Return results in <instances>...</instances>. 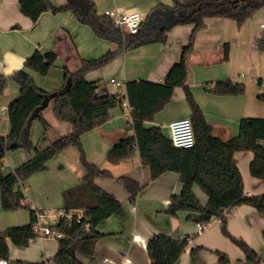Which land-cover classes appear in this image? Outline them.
<instances>
[{"label": "crops", "instance_id": "obj_1", "mask_svg": "<svg viewBox=\"0 0 264 264\" xmlns=\"http://www.w3.org/2000/svg\"><path fill=\"white\" fill-rule=\"evenodd\" d=\"M20 1L0 0V74L10 76L26 70V61L33 57L41 58L42 67L39 72L26 70L34 78L35 89L21 96L20 87L11 82L0 99V136L4 137L11 132L9 107L14 101L21 99L31 109L41 107L43 95L62 88L81 59H99L118 49L116 44L97 37L89 26L81 24L69 11L45 12L34 23L22 13ZM93 1L99 15L107 9L121 8L145 18L159 4H174V0ZM51 2L62 6L67 0ZM205 22L188 57L189 87L205 118L213 126L214 135L230 140L239 135L243 118L264 119V102L259 99L264 93L260 83L264 82V51L259 50V42L264 38V7L242 27L223 17H208ZM193 30V25L177 26L169 33L166 44H149L120 54L106 67L89 72L86 78L90 82L100 81V96L125 97L126 85L131 81L164 84L172 67L181 60L183 48L189 44ZM226 47L229 48L228 59ZM223 80L244 85L245 93L214 94L216 83ZM112 81L121 84L113 85ZM111 114L112 119L85 134L82 143L88 161L112 173L113 178H98L96 183L122 203L125 214L114 215L101 223L97 230L104 237L96 243L94 254L78 253L79 260L83 264H122L124 260L128 264H151L148 243L155 235L165 234L173 239H189V247L178 264H218L219 258L214 251L229 255L233 263L245 261L244 252L222 234L219 219H213L207 229L201 231L197 223L188 220L190 213L180 212L175 217L167 213L171 198L181 194L183 189L179 174L166 172L153 180L151 168L142 163L139 152L118 164L108 161L109 152L126 136L129 128L127 107L115 108ZM191 114L185 91L179 87L174 90L172 100L145 126L160 127L170 138L169 125L190 118ZM43 116L50 125L47 132L39 122L31 125V140L40 149L48 148L73 130L71 124L56 119L51 100L44 108ZM261 144L264 147V141ZM33 155L24 150L8 153L4 173H13ZM234 158L246 194L264 195V180L251 174L254 153L236 152ZM47 167L46 171L32 175L25 186L18 185V189L35 209L63 210L64 191L78 186L86 177L79 151L71 146L51 159ZM122 176L130 177L144 187L135 204L131 203L130 194L119 180ZM194 193L201 205L207 206L209 198L199 186L194 187ZM30 221L28 210L4 212L0 191V233L10 227L27 225ZM228 229L234 237L243 239L254 249L264 264V214L248 205L237 207L228 215ZM8 244L11 262L42 263L56 255L59 240L37 237L26 248H19L10 240ZM199 247L205 250L194 256L193 249Z\"/></svg>", "mask_w": 264, "mask_h": 264}, {"label": "trees", "instance_id": "obj_2", "mask_svg": "<svg viewBox=\"0 0 264 264\" xmlns=\"http://www.w3.org/2000/svg\"><path fill=\"white\" fill-rule=\"evenodd\" d=\"M22 13L37 23L45 12L54 14L72 12L75 18L89 26L95 35L118 46L115 51L95 60H80L76 70L67 76L66 82L59 90L43 95L42 103L48 97L54 103V114L58 121L72 125V132L57 140L46 149H40L31 140V125L39 122L47 132L49 123L43 116L44 108L31 109L21 99L9 107L11 132L0 136V191L1 206L4 212L21 209L30 212L31 221L27 225L10 227L0 233V259L8 264H83L78 253L93 255L96 243L104 237L97 228L108 218L125 214L122 203L111 193L97 185L98 178L111 179L110 171L91 164L82 143V137L100 128L112 119V110L123 105L127 100L134 110V123L127 134L109 152L108 161L118 164L139 152L143 164L150 166L152 179L156 180L166 172L181 176L183 189L181 194L171 198L167 213L177 216L188 212V220L209 226L213 219L222 223V234L245 254V261L233 263L229 255L214 251L219 258L218 264H262L259 254L243 239L234 237L228 229V215L233 209L248 205L264 214V195L248 196L241 172L235 164V153L251 151L255 158L251 165V174L264 180V119L243 118L239 135L230 140H223L213 133V126L207 121L201 107L196 102L189 87L188 57L194 49L197 33L206 25L208 17L232 19L242 27L258 10L264 7V0H174L173 6L159 4L146 17L145 23L136 35H130L115 27L104 15H99L93 0H67L62 6L54 5L51 0H21ZM193 25L189 44L183 48L181 60L176 63L164 84L145 80L131 81L126 85V96L107 94L100 96V81L87 80L89 72L102 69L120 54L149 44H166L169 33L177 26ZM259 50L264 51V38L259 42ZM229 48L226 47V59ZM40 57L26 61L25 68L33 72L41 70ZM26 70L14 72L10 76L0 74V99L5 94L9 83L20 87L21 96L35 89L33 76ZM262 83V81H260ZM183 88L191 107L190 120L193 124L196 144L191 149H181L173 145L160 127H146V122L154 120L172 100L176 88ZM216 95H241L245 86L231 80H223L214 87ZM259 99L264 102V93ZM134 134L131 135L130 132ZM75 147L80 154V162L86 170V177L76 187L63 193L65 210L84 209L83 219H73L68 226L64 222L58 229L65 237L59 240L56 255L42 263L10 261V240L19 248H26L38 237L36 231L37 213L27 201L18 185H26L28 179L47 170V163L63 153L69 147ZM24 150L33 153V157L19 166L13 173L5 174V159L8 153ZM119 180L130 194L131 203L137 202L143 186L134 179L122 176ZM208 196L207 206H202L194 193V187ZM264 237V232H263ZM189 247V239H173L165 234L155 235L148 243L151 264H178ZM204 248L193 249L196 256Z\"/></svg>", "mask_w": 264, "mask_h": 264}, {"label": "built area", "instance_id": "obj_3", "mask_svg": "<svg viewBox=\"0 0 264 264\" xmlns=\"http://www.w3.org/2000/svg\"><path fill=\"white\" fill-rule=\"evenodd\" d=\"M104 16L109 18L113 25L123 31H126L130 35H136L142 29L145 23V16L139 13H129L121 8L107 9L103 13ZM113 85H120L116 81H112ZM261 89L264 91V82L261 83ZM126 96V94H125ZM123 106L129 109L128 121L129 127L134 123L133 112L134 110L129 105L128 101L123 103ZM170 139L173 145L181 149H191L196 144L195 134L193 130V124L190 118H184L172 122L169 125ZM131 135L134 134L133 131L130 132ZM38 210V209H37ZM85 214L84 209L70 210L67 211L65 208L63 210L57 209H42L37 213V223L36 231L38 233V238L41 239H52L60 240L65 237L64 232L58 229V225L62 222L66 226L70 224L73 219L80 221L83 219ZM199 229L204 231L207 226L198 224ZM0 264H8L5 259H0ZM122 264H128L127 261H123Z\"/></svg>", "mask_w": 264, "mask_h": 264}, {"label": "water", "instance_id": "obj_4", "mask_svg": "<svg viewBox=\"0 0 264 264\" xmlns=\"http://www.w3.org/2000/svg\"><path fill=\"white\" fill-rule=\"evenodd\" d=\"M49 102H50V99L48 97H46L45 100H44V102H43V104H42V108L47 107V105L49 104Z\"/></svg>", "mask_w": 264, "mask_h": 264}, {"label": "rangeland", "instance_id": "obj_5", "mask_svg": "<svg viewBox=\"0 0 264 264\" xmlns=\"http://www.w3.org/2000/svg\"><path fill=\"white\" fill-rule=\"evenodd\" d=\"M5 163H6V159H5Z\"/></svg>", "mask_w": 264, "mask_h": 264}]
</instances>
